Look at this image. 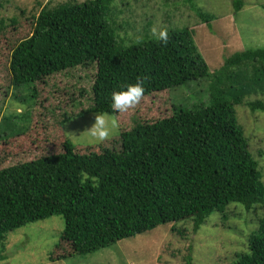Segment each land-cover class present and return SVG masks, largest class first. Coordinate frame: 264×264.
I'll return each mask as SVG.
<instances>
[{
  "label": "trees",
  "instance_id": "16d2710c",
  "mask_svg": "<svg viewBox=\"0 0 264 264\" xmlns=\"http://www.w3.org/2000/svg\"><path fill=\"white\" fill-rule=\"evenodd\" d=\"M188 2L203 24L213 21L195 0ZM119 3L73 0L44 7L31 36L11 52L13 89L29 87L23 89L32 103L39 81L95 65L91 96L86 99L91 105L71 117L63 114L64 124L92 113L115 115L111 93L138 80L144 99L211 79L209 102L188 109L172 106L168 118L153 123L136 121L117 135L106 159L94 146L83 153V147L66 139L61 154L0 169V243L28 224L63 217L65 227L49 255L50 263L89 256L170 224L172 234L180 237L198 233L215 213L226 220L225 209L231 203L247 210L260 205L264 210L259 164L236 112L239 105L252 113L264 112L259 98L244 103L251 96L264 97V48L236 52L211 73L189 28L171 31L166 43L154 39L125 47L117 33L121 28L113 20L112 6L118 9ZM233 4L236 13L244 6L242 0ZM2 115L0 128L20 119ZM26 127L16 132L15 126L0 141L12 148L24 144L31 124ZM3 161L6 155L1 154L0 164ZM188 221L191 232L179 228ZM248 247L249 253L233 264H264V216ZM190 251L188 247L184 257L188 264Z\"/></svg>",
  "mask_w": 264,
  "mask_h": 264
},
{
  "label": "rangeland",
  "instance_id": "374dc122",
  "mask_svg": "<svg viewBox=\"0 0 264 264\" xmlns=\"http://www.w3.org/2000/svg\"><path fill=\"white\" fill-rule=\"evenodd\" d=\"M70 1L73 0H0V109L7 117L18 115L21 119L7 121L0 128V136L10 134L15 126L16 132H23L31 124L24 144L19 142L12 148L0 141V155H6V162L0 164V169L45 154H61L66 139L83 147L80 150L83 153L94 146L96 152L101 153L100 157L106 159V152L113 150L117 135L132 128L136 121L153 123L168 118L172 106L188 109L209 102L211 79L149 95L126 112L107 115L116 121L118 127L103 142L90 141L85 132L94 123L96 114L75 117L63 123V114L71 117L70 114L77 115L91 105L86 99L91 96L89 92L97 71L95 65L44 78L36 83V99L31 103L23 89L29 87L16 92L11 85V52L20 41L31 36L34 21L44 7L54 8ZM74 1L82 3L87 0ZM242 1L244 6L236 13L234 0H195L203 13L214 17L208 25L203 24L188 0H118L121 2L118 9L116 5L112 6L113 20L121 28L117 33L125 47L154 40L151 35L153 26L165 28L168 33L183 28L193 30L195 44L210 72L214 73L232 54L264 48V0ZM258 98L264 101V97L251 96L244 103ZM2 112L0 115L4 120ZM236 112L264 183V112L252 113L245 105L237 106ZM1 116L0 124L3 122ZM20 124H24L22 128ZM263 216L260 205L247 210L240 203H231L225 209L226 220L222 213H215L198 233H186L180 237L172 234L173 225L170 224L149 234L122 240L89 256L50 263L49 255L55 251L65 227L63 217L54 216L10 233L4 245L0 243V264H188L184 259L188 247L191 248L192 264H233L239 256L249 253L250 238L258 232ZM192 226L188 221L179 228L191 232Z\"/></svg>",
  "mask_w": 264,
  "mask_h": 264
},
{
  "label": "clouds",
  "instance_id": "9594fccd",
  "mask_svg": "<svg viewBox=\"0 0 264 264\" xmlns=\"http://www.w3.org/2000/svg\"><path fill=\"white\" fill-rule=\"evenodd\" d=\"M151 35L158 41L167 42L168 32L165 28H151ZM144 88L138 80L134 84L126 85L122 90L111 93V108L116 112H126L134 108L142 99ZM116 121L110 119L107 114H96L94 123L85 132L87 138L94 142H103L109 139L117 130Z\"/></svg>",
  "mask_w": 264,
  "mask_h": 264
}]
</instances>
